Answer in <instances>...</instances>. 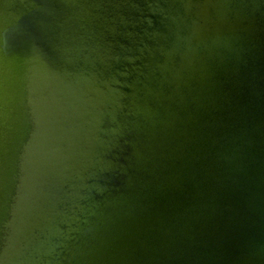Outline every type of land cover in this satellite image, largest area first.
<instances>
[{
	"label": "water",
	"instance_id": "95a60500",
	"mask_svg": "<svg viewBox=\"0 0 264 264\" xmlns=\"http://www.w3.org/2000/svg\"><path fill=\"white\" fill-rule=\"evenodd\" d=\"M0 264H264V0H0Z\"/></svg>",
	"mask_w": 264,
	"mask_h": 264
}]
</instances>
